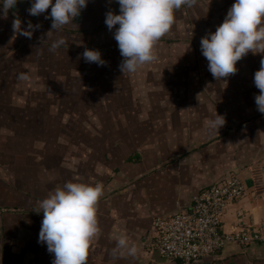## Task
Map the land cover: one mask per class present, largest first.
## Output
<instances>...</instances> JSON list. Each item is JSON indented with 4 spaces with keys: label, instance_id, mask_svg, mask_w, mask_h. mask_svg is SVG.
Listing matches in <instances>:
<instances>
[{
    "label": "crops",
    "instance_id": "0c3cea01",
    "mask_svg": "<svg viewBox=\"0 0 264 264\" xmlns=\"http://www.w3.org/2000/svg\"><path fill=\"white\" fill-rule=\"evenodd\" d=\"M234 2L195 0L182 6L169 32L157 41L155 60L124 74L114 30L104 21L93 30L63 26L50 31L48 20L12 10L0 15V131L16 133V143H0V264H52L53 255L38 243L43 218L38 202L66 182L103 186L99 231L87 264H166L149 248L154 218L189 207L200 191L235 173L246 193L229 207L224 228L249 227L264 236V190L251 171L264 158V114L257 111L259 90L253 83L264 53L249 52L237 62L235 74L216 80L200 49L201 38L216 30ZM16 18L24 28L33 25L31 38L13 32ZM59 38L66 43L50 51ZM85 48L99 50L106 63L116 53L115 71H104L103 65L94 76L95 66L82 57ZM74 51L85 62L86 85L96 83L103 92L111 77L123 86L124 130L143 133V143H101L95 148H108L110 156L105 151L71 156V134L65 133H71L72 124ZM21 73L27 79H18ZM216 113L225 124L210 131L207 121ZM39 130L46 131L47 143L35 138ZM56 132L62 133V143L54 142ZM73 164H80L76 171ZM120 235L136 246L135 256L113 255ZM196 264H264V240L228 244Z\"/></svg>",
    "mask_w": 264,
    "mask_h": 264
},
{
    "label": "clouds",
    "instance_id": "9594fccd",
    "mask_svg": "<svg viewBox=\"0 0 264 264\" xmlns=\"http://www.w3.org/2000/svg\"><path fill=\"white\" fill-rule=\"evenodd\" d=\"M195 0H116L119 14L109 10L104 23L117 43L123 58L119 69L122 74L135 73L142 65L155 60L154 47L174 24V13L182 6H191ZM18 0H0V15L6 16ZM89 0H31L27 12L38 16L48 12L51 30H60L73 24ZM35 27H39L38 25ZM33 25L22 27L19 18L12 21L14 33L31 38ZM49 31V32H50ZM66 42L59 38L52 42L55 51ZM202 56L208 62V71L216 80L235 74L237 62L249 52L264 53V0H235L224 21L200 40ZM85 62L103 66L99 50L85 48ZM18 79H27L21 73ZM254 86L259 90L254 101L257 111L264 114V55L260 67L253 76ZM225 118L216 113L207 121L209 130H218ZM103 195L99 183L66 182L38 202L42 213L38 243L44 244L54 257L52 264H87L90 245L99 231L97 204ZM135 256L137 248L126 236L116 239L113 255Z\"/></svg>",
    "mask_w": 264,
    "mask_h": 264
},
{
    "label": "built area",
    "instance_id": "2783aa9c",
    "mask_svg": "<svg viewBox=\"0 0 264 264\" xmlns=\"http://www.w3.org/2000/svg\"><path fill=\"white\" fill-rule=\"evenodd\" d=\"M254 178L264 190V158L251 166ZM246 193L239 174H230L194 196L189 207H177L167 217L153 220L150 251L166 264H196L228 244L247 245L264 240L249 227L226 231L224 217Z\"/></svg>",
    "mask_w": 264,
    "mask_h": 264
},
{
    "label": "rangeland",
    "instance_id": "374dc122",
    "mask_svg": "<svg viewBox=\"0 0 264 264\" xmlns=\"http://www.w3.org/2000/svg\"><path fill=\"white\" fill-rule=\"evenodd\" d=\"M79 29L80 27L73 30ZM107 52L111 51L107 50ZM74 53L75 54H73L72 60L73 80L71 88V133L69 131L65 133L66 137L71 134L69 138L72 142V147L70 150L71 156L74 159H78L81 155H99L103 151H105V156L109 155V153H106L108 148H104L102 152L100 149L95 148L96 144L99 145L101 143H143L144 138L141 136L143 133L128 132L124 130L128 127L125 125L126 120H124L127 117V115L124 114L126 110H123L125 109L123 105H126V101L121 100L122 94L124 93L123 86L115 84L116 78L114 80L111 77L106 78L103 92L98 91L96 83L86 85L85 82L89 81V79L85 80V78L82 76V74L85 72V69L87 70V68L83 67L85 62H80L79 57L76 55L78 53L75 51ZM115 54L116 53H112L109 58L111 59L112 57L113 61L110 60L104 64V71L107 70L110 73L115 71V69L112 67V62L116 61V59H119L117 56H114ZM105 60H107V57L104 58V61ZM93 66H95V68L92 69V74L95 76L98 74L99 71L97 70L101 69V66L96 65V63H93ZM118 89L119 91L117 92ZM40 127H42V125ZM15 134L16 133L14 132L9 133L6 131H0V143H16V140H14L16 138ZM33 134L35 138H41V143H47L44 139V137L47 138V136H45L46 131L39 130V133H36L37 135L35 133ZM60 134L62 133L56 132V140L54 141L55 143L63 142V135L60 136ZM34 136L24 138L25 140H32ZM50 143H52V141ZM88 143L93 144L89 147H86V144ZM79 165L80 164H73V171H76Z\"/></svg>",
    "mask_w": 264,
    "mask_h": 264
},
{
    "label": "water",
    "instance_id": "95a60500",
    "mask_svg": "<svg viewBox=\"0 0 264 264\" xmlns=\"http://www.w3.org/2000/svg\"><path fill=\"white\" fill-rule=\"evenodd\" d=\"M30 6L31 0H18L15 7L10 10L16 12L18 15L31 16L27 12ZM109 10L119 14V5L116 3V0H89L87 7L82 10L78 17L74 18L73 24L65 25V27L69 29H77L80 27L83 30H93L96 27L102 26V21L105 20V14ZM47 11L50 12V8ZM46 12L31 17L36 20L51 21L50 17L46 18L48 16V12Z\"/></svg>",
    "mask_w": 264,
    "mask_h": 264
}]
</instances>
